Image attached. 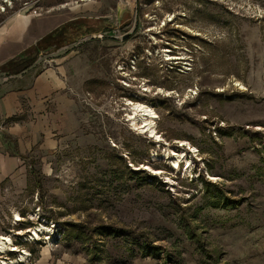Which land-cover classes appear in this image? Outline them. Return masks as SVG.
I'll use <instances>...</instances> for the list:
<instances>
[{
  "label": "rangeland",
  "instance_id": "obj_1",
  "mask_svg": "<svg viewBox=\"0 0 264 264\" xmlns=\"http://www.w3.org/2000/svg\"><path fill=\"white\" fill-rule=\"evenodd\" d=\"M84 1L0 0V23L65 2L83 18L24 73L59 69L58 119L47 102L18 115L26 149L0 182V235L18 250L0 260L264 264V0Z\"/></svg>",
  "mask_w": 264,
  "mask_h": 264
},
{
  "label": "crops",
  "instance_id": "obj_2",
  "mask_svg": "<svg viewBox=\"0 0 264 264\" xmlns=\"http://www.w3.org/2000/svg\"><path fill=\"white\" fill-rule=\"evenodd\" d=\"M63 5H68V8L40 13L24 10L0 23V73L14 74L16 77L0 85V182L20 166L21 155L26 149V142L20 137L25 122L17 119L26 102L32 106L33 112L39 111L38 106L45 102L54 105L50 120L52 122L58 119V89L62 83L59 69H47L39 73L32 78L30 84L27 83L30 80L28 74L24 73L34 62L32 54L66 46L72 37L69 26L83 19L75 15L81 8L71 5V2H65ZM64 99L69 102L68 94H65ZM28 125L30 129L37 127L33 123ZM39 131H42L41 126ZM9 134L17 137L18 151L14 153L9 151L6 144L5 136Z\"/></svg>",
  "mask_w": 264,
  "mask_h": 264
},
{
  "label": "bare ground",
  "instance_id": "obj_3",
  "mask_svg": "<svg viewBox=\"0 0 264 264\" xmlns=\"http://www.w3.org/2000/svg\"><path fill=\"white\" fill-rule=\"evenodd\" d=\"M127 3H131V0H125L123 7ZM131 8V7H130ZM132 112H133V117L136 120H140L142 123L140 125H137L136 122L134 123L135 126L137 125L138 127H142L141 129L144 131L150 130L151 132L154 131V124H153V117H154V111L153 109L146 104L142 103H137L132 107ZM173 155H175V158L173 159V167H178V161L181 159V157L184 156L183 153L176 152V151H170ZM187 170L189 169V166L186 168ZM17 219H21V214L19 212L16 213ZM33 234L36 236L38 234V230L35 229ZM33 236V237H35ZM5 250H18V247L15 246V244L12 243V238L9 235H0V251H5ZM28 254L27 251L22 252L19 255V258L13 259V260H8L6 258H3L0 260V264H15L18 263L19 261H24L26 260V255Z\"/></svg>",
  "mask_w": 264,
  "mask_h": 264
},
{
  "label": "trees",
  "instance_id": "obj_4",
  "mask_svg": "<svg viewBox=\"0 0 264 264\" xmlns=\"http://www.w3.org/2000/svg\"><path fill=\"white\" fill-rule=\"evenodd\" d=\"M30 63H32V62H30ZM30 63H29V64H30ZM29 64H27V66H28ZM27 66H26V67H27ZM22 69H23V68H22ZM121 231H124V230H120L119 233H120ZM154 249H157V250H158V249H160V248H159L158 246H154Z\"/></svg>",
  "mask_w": 264,
  "mask_h": 264
}]
</instances>
